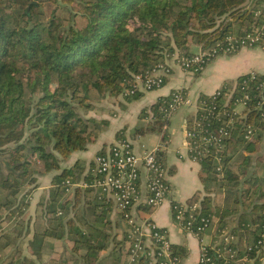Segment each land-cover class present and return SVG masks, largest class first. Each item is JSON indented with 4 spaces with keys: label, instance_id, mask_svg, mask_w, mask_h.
I'll list each match as a JSON object with an SVG mask.
<instances>
[{
    "label": "trees",
    "instance_id": "1",
    "mask_svg": "<svg viewBox=\"0 0 264 264\" xmlns=\"http://www.w3.org/2000/svg\"><path fill=\"white\" fill-rule=\"evenodd\" d=\"M263 11L264 0H0V220L4 214L3 220L14 217V210L23 213L37 177L55 171L43 213L51 229L36 232L35 247L41 248L46 239L48 246L56 248L65 238L67 250L54 264H95L106 248L110 226L98 228L96 221L86 217L83 229L81 215L73 209L81 188L73 185L66 191L65 184L67 179L75 183L80 178L78 166L62 168L59 163L60 158L84 149L107 124L88 116L93 103L107 92L120 94L125 79L177 52L192 55V44L206 50L227 36L244 34L262 23ZM256 76L249 80V74H244L224 84L215 98L199 97V106L212 102L216 110L229 111L235 98L249 95L246 106L226 128L224 146L198 158L205 195L196 194L186 202H198L202 214L215 222L216 232L228 229L237 237L238 255L249 253L255 264H262L264 110L258 102L264 91L255 85L264 76ZM243 80L248 87H241ZM139 92L128 98L138 97ZM167 98L150 106L151 121L139 130L162 128L166 118L160 108ZM201 115L198 108L188 119L187 130H193ZM228 119L220 113L211 126L216 130ZM238 152L244 157L234 172L232 159ZM89 183L90 190L100 196L105 193ZM218 189H223L221 202L212 204L210 193ZM90 214L97 219V212ZM120 214L126 221L129 257L135 234ZM3 236L2 250L15 243L9 234ZM172 250L181 259L186 255L182 246L172 244ZM149 259L143 254L130 264ZM26 261L11 258L4 264Z\"/></svg>",
    "mask_w": 264,
    "mask_h": 264
},
{
    "label": "crops",
    "instance_id": "2",
    "mask_svg": "<svg viewBox=\"0 0 264 264\" xmlns=\"http://www.w3.org/2000/svg\"><path fill=\"white\" fill-rule=\"evenodd\" d=\"M203 48L198 44H192L190 50L196 53ZM169 65V74L163 85L157 89L140 91L138 97L130 99L123 93L114 95L107 92L100 100L93 103L88 116L98 120H106L107 124L101 128L97 137L89 141L84 149L73 151L68 157L60 158V166L68 168L78 166L80 178L74 186H80L81 192L75 211L80 213L84 222L86 217L92 223L108 231L106 248L101 251L95 264H130L126 253L127 240L124 236L126 221L122 219L120 210L111 199L104 193L102 196L96 191L90 190L94 179L92 173L94 157L101 152H107L112 144L120 139L131 142L133 150L138 153L146 152L147 146H153L158 159L166 169L169 193L165 200L158 206L149 207L143 203L146 196V171L140 165L139 186L141 190L140 202L131 208V214L138 226L143 227L144 243L150 246L147 223L155 224L167 232L170 242L182 246L186 255L180 264H196L199 257V240L197 236L186 232L174 222L172 218V202L183 203L194 195H205L199 179L200 165L193 158L186 145V127L188 119L192 118L198 110V99L201 95H210L224 84L233 82L239 76L256 73L264 76V48L243 47L231 54H219L207 62L201 71L194 73L184 70L173 54L166 60ZM182 90L185 103L178 108L160 130H139L145 127L150 120V106L162 98H167L174 90ZM240 109V108H239ZM242 109V108H241ZM145 114L143 115V112ZM261 150L264 152V132L261 139ZM150 151V150H149ZM244 155L236 153L232 161V169L238 172ZM55 171L41 173L36 180L37 186L32 190L28 205L23 213L14 210V217L0 220V238L3 234L11 237L10 247L0 249V264L14 259H26L27 264H54L63 258L65 251V238L60 239V245L53 248L45 243L41 248L35 247L34 239L36 232L42 229H51L48 221L43 216L45 204L49 201L53 187L52 177ZM264 188V186L262 187ZM223 189L210 193L212 204H220ZM97 212V219L90 213ZM88 219V220H89ZM94 226L91 227L95 230ZM216 224L213 222L210 228L203 234L205 242L215 239ZM48 241V239H47ZM58 241V240H57ZM56 242V241H55ZM79 250H86L82 247ZM264 251V247H263ZM52 260V261H51ZM263 261V259H262ZM261 261V262H262ZM57 264V263H56ZM80 264V262H79ZM148 264V263H144ZM263 264V262H262Z\"/></svg>",
    "mask_w": 264,
    "mask_h": 264
},
{
    "label": "built area",
    "instance_id": "3",
    "mask_svg": "<svg viewBox=\"0 0 264 264\" xmlns=\"http://www.w3.org/2000/svg\"><path fill=\"white\" fill-rule=\"evenodd\" d=\"M258 10L256 14H259ZM264 18V11L261 14ZM243 47L264 48V19L262 23L239 36H227L222 43L214 48L200 50L190 56L177 57L179 64L184 70L197 73L202 70L204 65L219 54H231ZM167 62H159L150 69L133 74L125 79L122 93L131 96L139 91H148L161 87L169 74ZM249 80L256 79V73H249ZM243 80L241 87H248ZM221 88V87H220ZM220 88L215 90L212 98L220 93ZM257 90L264 91V78L255 85ZM249 98L248 93H243L241 97L235 98L233 108L227 110H216L212 102H201L199 108L202 115L194 124L193 130L186 129V145L189 154L198 160L200 157L207 156L212 149L224 146V139L228 136L227 127L233 123V116L239 115L241 111L237 106H246ZM160 110L165 118H169L181 105L185 103V96L182 90H174L169 97L163 101ZM264 110V97L258 102ZM220 113L227 114L229 119L225 125L218 129H213L211 120L218 119ZM252 134L250 126L247 127V136ZM249 135V136H250ZM140 165L146 171V196L144 205L149 207L161 204L169 193L166 169L158 159L156 150L138 153L133 150L132 144L127 139H120L114 142L107 152L96 154L94 157L93 182L92 185L100 188L109 194L113 202L117 205L128 224L132 227L135 240L130 247L129 261L137 262L143 254L150 259L148 264H180L181 258L172 250L167 232L157 227L155 224L147 223L151 244L147 247L144 243L143 227L138 226L131 214V208L141 199L139 186ZM219 168V167H218ZM66 191L70 190L71 183L65 180ZM172 218L180 228L186 232L197 236L199 240V257L196 264H255V257H250L249 253L238 255L234 248L237 237L228 229L215 232V239L205 242L203 234L210 228L213 221L202 214L198 202L175 203L171 205ZM260 242V241H259ZM251 246H247L249 251Z\"/></svg>",
    "mask_w": 264,
    "mask_h": 264
},
{
    "label": "rangeland",
    "instance_id": "4",
    "mask_svg": "<svg viewBox=\"0 0 264 264\" xmlns=\"http://www.w3.org/2000/svg\"><path fill=\"white\" fill-rule=\"evenodd\" d=\"M76 20H77V21H80V20H81V17H80L79 15H77V16H76ZM259 48H261V47H259ZM202 50H204V49H202ZM206 50H208V49H206ZM175 55H176L177 57H178V56H179V57L184 56V55H179L178 52L175 53ZM179 57H178V58H179ZM178 60H179V59H178ZM253 73H254V72H253ZM121 93H122V92H121ZM181 106H182V105H181ZM181 106H180V107H181ZM180 107H179V108H180ZM198 108H199V107H198ZM239 108H240V109H239ZM241 108H242V109H241ZM237 110H238V111L243 110V106H241V105L237 106ZM186 129H187V128H186ZM152 147H153V146H147L146 151L151 150ZM143 152H144V151H143ZM37 168H39V169L42 168V165H39ZM263 247H264V242H263ZM263 253H264V251H263ZM262 259H263L262 262H263V264H264V256H263Z\"/></svg>",
    "mask_w": 264,
    "mask_h": 264
}]
</instances>
